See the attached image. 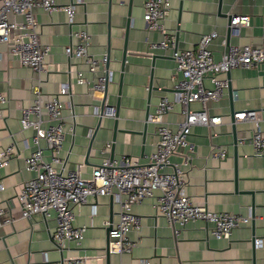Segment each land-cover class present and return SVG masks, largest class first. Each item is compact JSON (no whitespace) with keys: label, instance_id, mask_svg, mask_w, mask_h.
<instances>
[{"label":"crops","instance_id":"1","mask_svg":"<svg viewBox=\"0 0 264 264\" xmlns=\"http://www.w3.org/2000/svg\"><path fill=\"white\" fill-rule=\"evenodd\" d=\"M144 0H57L74 4V21L67 23L66 13H50L34 9L38 22L39 41L48 44L45 72L37 73L20 65L17 57L0 43V92L7 96L0 106V149L13 143L14 152L0 169V205L13 220L0 226V264H28L82 257L86 264H139V259L161 260L171 264H264V154L254 152L248 139L252 121H235L236 139L232 133V113L254 110L264 120V63L229 70L230 88H225L217 101H209L207 110L219 115L221 121L211 126L194 125L188 139L195 144V153L184 164L181 150L170 155L164 170L174 166L184 173L185 193L195 202L215 211L252 215L249 225L238 227L228 238L217 239L210 234L209 224L193 220L180 225L170 224L155 209V198L147 197L132 206L139 218L140 229L129 235L134 241L130 254L108 253L107 223L118 220L119 204L114 195L89 196L85 203L74 205V224L83 226L79 244L54 246L52 232L56 221L35 214L30 220L21 217L17 193L33 172L24 168V158L34 149L32 129L20 131L21 108L29 105L38 89L42 95L57 93L68 85L62 114L66 130L60 156L63 173L77 170L84 179L91 178L93 168L105 156L126 155L144 163L155 150V125L146 121L158 100L174 98L171 76L175 60L171 49H150L148 44L161 39L159 31L148 28L142 19ZM164 19L166 29L175 36L177 49L192 48L203 33L217 31L209 47L219 59L222 41L229 46L264 45V0H170ZM231 15H247L249 25L235 27L227 36ZM18 23L22 15H15ZM84 28L90 35L89 52L95 57L108 55L110 81L107 101L115 106L116 117L98 115V101L86 85L75 83L76 69L89 76L81 59L68 60L64 46L75 43L72 31ZM26 34V30L19 31ZM125 44V61L122 63ZM220 77H227L220 74ZM210 86L208 79L204 81ZM191 109L201 107L190 103ZM183 106L175 103L164 115L170 126L184 119ZM116 123V131L113 125ZM114 138V140H113ZM113 142V148L105 143ZM43 155L50 151L41 140ZM213 146L226 150L224 159L210 156Z\"/></svg>","mask_w":264,"mask_h":264},{"label":"built area","instance_id":"2","mask_svg":"<svg viewBox=\"0 0 264 264\" xmlns=\"http://www.w3.org/2000/svg\"><path fill=\"white\" fill-rule=\"evenodd\" d=\"M170 0H144L142 19L151 30L159 31L161 39L148 44L150 49H171L175 60V72L171 76L174 98L161 97L154 110L148 114L147 121L155 125L157 141L155 150L149 154L147 161L138 162L126 155L118 157L105 156L96 165L90 179H84L79 171L62 172L63 165L60 150L65 139L64 116L65 103L61 95L68 94L69 87L64 84L57 93L42 95L36 89L33 101L21 108L19 116L20 131L32 129L31 141L34 149L24 158V168L32 171L17 193V201L21 209V217L30 220L35 214H41L43 219L53 217L56 221L52 232L54 246L62 249L66 243L73 241L79 244L83 238L84 227L74 224L72 207L87 201L89 196L114 195L119 204L118 220L107 223L108 252L130 254L134 241L129 233L140 229L139 218L132 211V206L147 197L155 198V209L170 224L185 223L193 220H203L209 224L210 234L217 238H228L238 227L249 225L252 215H243L227 211H215L205 205L195 202L185 191L184 173L174 166L170 171L164 170L169 164V157L181 150L187 164L195 153V144L188 139L191 127L194 125L211 126L221 121L219 115L210 114L207 110L209 101H217L225 88L228 87L227 77L220 74L236 67H250L264 63V45L249 44L240 47L229 46L222 41L223 50L219 59L214 57L209 44L218 36L213 30L200 35L192 48L177 49L174 33L168 31L164 19L170 10ZM41 8L50 13L62 10L66 13L67 23L74 21V4H60L57 0H0V43L6 45L20 65L29 67L37 73L45 72V58L50 51L48 44L39 41L34 9ZM15 15H22L23 21L14 20ZM229 27L233 25H249L247 15H231ZM237 27V26H236ZM26 30L24 35L19 31ZM77 38L75 43L64 46L67 59H81L86 66L88 77L83 71L76 69L75 83L86 85L90 94L98 101V115L115 117L114 106L107 101L106 90L110 79L107 68L108 55L95 57L89 52L90 35L84 28L71 32ZM0 51V59H3ZM208 79L210 86L204 81ZM8 98L0 92V106L6 104ZM198 102L201 107L191 109L190 103ZM183 106L184 119L176 123L173 129L164 120V115L170 112L174 104ZM235 121H252L254 127L248 139L257 154H264V120L256 111L245 110L233 113ZM41 140L50 151V159L43 155ZM110 142L105 147H110ZM14 152L13 143L0 149V169L4 167ZM210 156L224 159L226 150L221 146H213ZM3 186L0 184V189ZM5 207L0 205V226L11 223L13 218L7 214ZM264 225V219H263ZM139 264H171L165 261L139 259ZM28 264H86L82 257L67 260L59 259Z\"/></svg>","mask_w":264,"mask_h":264},{"label":"water","instance_id":"3","mask_svg":"<svg viewBox=\"0 0 264 264\" xmlns=\"http://www.w3.org/2000/svg\"><path fill=\"white\" fill-rule=\"evenodd\" d=\"M230 32H232V28L231 27H228L227 28V36L229 35ZM125 53H126V48H125V44H124L123 54H122V63L125 61V56H124ZM107 64H108V62H107ZM226 76L228 78V76H229V70L226 72ZM229 88H230V85L228 84V89ZM106 93H107V90H106ZM114 109H115V117H116V115H117V109H118V103L114 106ZM147 117H148V113L146 114V121H147ZM231 122H232L233 141H234V144H236L237 143V139H236V135H235V133H236V130H235L236 124L235 123L236 122H235V120L233 118V113H232ZM116 128H117L116 127V123H114V125H113V132L116 131ZM113 140H114V138H113ZM110 147H111V149L113 148V142L111 143ZM112 157H113V155H110V158H112ZM106 228H107L106 230H107V234H108V230L111 228V226H107ZM106 251L108 252V240H107V244H106Z\"/></svg>","mask_w":264,"mask_h":264}]
</instances>
